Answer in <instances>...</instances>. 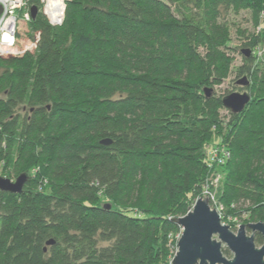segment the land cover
<instances>
[{"label":"trees","instance_id":"obj_1","mask_svg":"<svg viewBox=\"0 0 264 264\" xmlns=\"http://www.w3.org/2000/svg\"><path fill=\"white\" fill-rule=\"evenodd\" d=\"M244 11L260 30L232 114L204 89L233 72ZM26 26L0 55V174L28 177L0 191V264H167L206 192L222 223L264 222V0H66L61 24Z\"/></svg>","mask_w":264,"mask_h":264},{"label":"water","instance_id":"obj_2","mask_svg":"<svg viewBox=\"0 0 264 264\" xmlns=\"http://www.w3.org/2000/svg\"><path fill=\"white\" fill-rule=\"evenodd\" d=\"M37 14L38 9L33 6L31 8L33 20ZM241 53L246 58L250 56L249 50H243ZM236 84L244 87L249 85L246 78ZM205 94L209 96L210 91L205 90ZM250 99L246 92L231 93L222 99V105L232 114H240ZM102 144L109 145L110 141H103ZM27 178L26 174H22L15 181H11L0 176V191L20 194ZM210 202L207 197L199 198L190 212L174 220L182 233L171 264H264V222L240 225L237 232L233 233L229 226L221 222L220 214L211 208ZM247 230H251V235L247 234ZM255 234L263 239L261 247L255 244ZM53 244V241L46 243L47 246ZM223 247L232 254L231 258L224 256Z\"/></svg>","mask_w":264,"mask_h":264},{"label":"rangeland","instance_id":"obj_3","mask_svg":"<svg viewBox=\"0 0 264 264\" xmlns=\"http://www.w3.org/2000/svg\"><path fill=\"white\" fill-rule=\"evenodd\" d=\"M38 12H39V9H38ZM229 19H231L232 26H231V32H230V38H229L230 40L228 42V47L230 48V50H228L227 56L229 59L232 60L230 70H233V72L226 79H224L220 85L206 87L204 89V94H205V90H209L210 93L224 95V96L229 95L231 93L243 94L246 92L249 94L246 87L236 84L238 82V79L236 78V74L234 73V71L237 68H239L241 65H243V55L241 54V50H242V46L246 42H248L247 37L251 36L254 31L258 32L257 30L258 29L260 30V28H254L250 13L246 11L241 12L238 16H230ZM237 29L239 30L238 32H236ZM29 34H30V31L28 27L24 26L23 30L18 35V37L20 36V38L22 37V39L24 40V38H27ZM17 42L21 44L20 46L24 45V42L21 40V43H20L18 38H17ZM223 114L227 116L225 112ZM0 176L3 177L2 174H0ZM10 180L15 181L16 177H12ZM204 198H206V196H204ZM216 201L217 199H214V204ZM229 219L227 220L228 222L225 221L223 224L233 228L234 230H231L233 233L237 232L240 225H246L248 223L256 224L250 221L248 222L246 220H241V221L238 220V222H236L235 220L232 221ZM251 233H252L251 230H247L248 235H251ZM224 248L225 247H223V249ZM229 255L232 256L230 252H229ZM226 257L229 258L228 256Z\"/></svg>","mask_w":264,"mask_h":264},{"label":"built area","instance_id":"obj_4","mask_svg":"<svg viewBox=\"0 0 264 264\" xmlns=\"http://www.w3.org/2000/svg\"><path fill=\"white\" fill-rule=\"evenodd\" d=\"M53 1L54 0H40L39 12L41 15L44 14L48 4ZM32 7L33 5L30 4V0H0V55L12 56L18 53L17 38L23 30V27L32 21ZM59 23L56 25H59ZM256 52L258 56H262L264 48H258L256 49ZM210 155L216 164L219 165L224 162V158L221 156L220 150L218 151L217 149H212ZM206 197L209 198L210 201L214 202L215 198L209 192H206ZM179 239L180 237L177 239V243ZM176 252L177 244L175 249L172 251V256L167 264L172 263Z\"/></svg>","mask_w":264,"mask_h":264},{"label":"bare ground","instance_id":"obj_5","mask_svg":"<svg viewBox=\"0 0 264 264\" xmlns=\"http://www.w3.org/2000/svg\"><path fill=\"white\" fill-rule=\"evenodd\" d=\"M65 0H54L50 2L42 15V22L53 26L58 24L63 17Z\"/></svg>","mask_w":264,"mask_h":264}]
</instances>
